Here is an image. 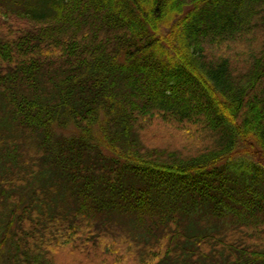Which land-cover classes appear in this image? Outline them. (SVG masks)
<instances>
[{
    "label": "trees",
    "instance_id": "1",
    "mask_svg": "<svg viewBox=\"0 0 264 264\" xmlns=\"http://www.w3.org/2000/svg\"><path fill=\"white\" fill-rule=\"evenodd\" d=\"M57 254L264 264V0H0V264Z\"/></svg>",
    "mask_w": 264,
    "mask_h": 264
},
{
    "label": "rangeland",
    "instance_id": "2",
    "mask_svg": "<svg viewBox=\"0 0 264 264\" xmlns=\"http://www.w3.org/2000/svg\"><path fill=\"white\" fill-rule=\"evenodd\" d=\"M159 130L160 129H162L164 132H167V129L165 128V127H160V128H158ZM173 132V131H172ZM170 138H171V140L170 141H172V143L174 144V143H178L179 145H186V140L183 138V137H181L178 133L177 134H175L174 136H170ZM158 143H166V140H162V141H157V144ZM94 253V252H93ZM92 253V254H93ZM61 259V256H60V254H57V256L54 258V263L55 264H66L65 262H63L62 260H60Z\"/></svg>",
    "mask_w": 264,
    "mask_h": 264
}]
</instances>
